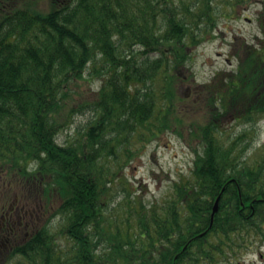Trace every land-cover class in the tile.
Instances as JSON below:
<instances>
[{
  "label": "trees",
  "instance_id": "obj_1",
  "mask_svg": "<svg viewBox=\"0 0 264 264\" xmlns=\"http://www.w3.org/2000/svg\"><path fill=\"white\" fill-rule=\"evenodd\" d=\"M246 2L223 0L232 12ZM253 2L254 42L235 38L234 66L199 83L187 63L219 34L215 0H0V207L17 193L47 221L21 264H239L264 246V145L249 151L264 118V0ZM166 133L187 141L191 170L145 201L127 170Z\"/></svg>",
  "mask_w": 264,
  "mask_h": 264
},
{
  "label": "rangeland",
  "instance_id": "obj_2",
  "mask_svg": "<svg viewBox=\"0 0 264 264\" xmlns=\"http://www.w3.org/2000/svg\"><path fill=\"white\" fill-rule=\"evenodd\" d=\"M46 3L47 1H41L38 6L45 9ZM215 5L218 9L216 16L219 34L215 39L208 38L194 48L190 52L191 60L187 63L194 72L195 81L199 83L208 82L217 70L231 69L225 57L230 53V43L235 38L247 39L253 43L255 35L261 30L256 20L258 12L261 11L260 5L253 0L237 6L234 12L223 3V0H215ZM98 84L95 81L91 85L96 89ZM184 106L183 104L182 108ZM91 115L92 113L87 110L77 114L72 126L59 134L58 141L64 143L66 139L75 138L78 135L77 130H83ZM234 123L231 120L229 126L237 129ZM254 128H256L254 146L249 151L257 156L264 145V118L254 124ZM193 157V151L187 141L174 133H166L162 139L143 146L140 156L131 161L126 176L145 201H152L168 192L172 181L189 174ZM53 223L54 227H59L58 225L62 223L61 218L57 217ZM102 242L105 243L104 236ZM243 252L239 264H264V246L259 248L254 244Z\"/></svg>",
  "mask_w": 264,
  "mask_h": 264
},
{
  "label": "flooded vegetation",
  "instance_id": "obj_3",
  "mask_svg": "<svg viewBox=\"0 0 264 264\" xmlns=\"http://www.w3.org/2000/svg\"><path fill=\"white\" fill-rule=\"evenodd\" d=\"M27 199V197H25ZM31 204L23 202L17 193L14 201L6 209L0 207V264H21L26 260L18 249L38 234L47 222L41 220ZM41 212V211H40ZM54 248L64 252V237L53 236Z\"/></svg>",
  "mask_w": 264,
  "mask_h": 264
},
{
  "label": "water",
  "instance_id": "obj_4",
  "mask_svg": "<svg viewBox=\"0 0 264 264\" xmlns=\"http://www.w3.org/2000/svg\"><path fill=\"white\" fill-rule=\"evenodd\" d=\"M213 212L217 210L218 208V199H216L215 203L213 204Z\"/></svg>",
  "mask_w": 264,
  "mask_h": 264
}]
</instances>
